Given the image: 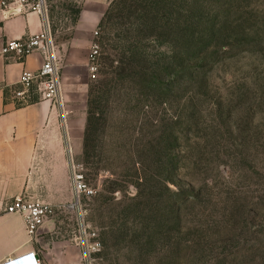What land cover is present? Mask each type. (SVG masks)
I'll return each mask as SVG.
<instances>
[{"label": "rangeland", "instance_id": "obj_1", "mask_svg": "<svg viewBox=\"0 0 264 264\" xmlns=\"http://www.w3.org/2000/svg\"><path fill=\"white\" fill-rule=\"evenodd\" d=\"M46 1L61 72L70 59L86 62L76 70L88 84L77 96L81 111L87 113L89 90L99 80L107 78L116 87L99 153L85 166L82 140L81 152L74 156L96 189L87 201L86 217L98 229L101 247L88 264H264V0H187L188 7L209 1L212 12H200L199 19L207 28L220 22L214 9L224 6L232 8L234 24H242L246 31L232 29L233 46L227 50H222L221 38L215 41L220 44L208 46L207 61L202 62L190 49L181 58V67L189 68V73L179 78L174 77L175 71L162 78L149 76V83L119 80L105 65L108 42L102 43L97 79L89 75L87 58L95 31L102 41L104 33L95 25L79 28L76 11L100 15L111 0ZM245 41L257 45L246 48ZM146 47L151 54L165 48L154 40L146 42ZM203 64H207L201 76L204 84L199 88L197 80L190 79V70ZM166 82L173 90L169 94L157 89ZM150 83L156 89L149 91ZM194 111L199 116L195 125L189 123ZM151 130H171L176 138L170 151L176 159L173 176L177 183L170 184L169 190L163 186L162 168L145 167L150 180L136 184L130 156ZM106 178H117L123 190L108 193L107 201L103 198L98 203L95 198ZM191 188H199L197 200L189 197ZM135 196L138 200H133ZM148 197L154 205L167 199L170 213L161 224L155 209L145 230L134 233L140 220H133L138 215L123 211L133 203L145 208ZM107 230L113 232L106 238Z\"/></svg>", "mask_w": 264, "mask_h": 264}, {"label": "crops", "instance_id": "obj_2", "mask_svg": "<svg viewBox=\"0 0 264 264\" xmlns=\"http://www.w3.org/2000/svg\"><path fill=\"white\" fill-rule=\"evenodd\" d=\"M96 10V7H92ZM83 11L78 27L99 26L105 13ZM43 29L37 12H0V49L7 41L17 40ZM38 53L23 61L0 55V206L25 194L52 205L72 199L71 159L81 152L87 113L81 111L78 94L88 88L79 66L69 60L62 68L61 103L37 100L18 105L13 96L19 88L24 69L38 70ZM76 96V97H74ZM40 253L45 264H81L80 249L59 236L56 219L45 223L38 240L28 234L24 219L16 213L0 214V264L30 252Z\"/></svg>", "mask_w": 264, "mask_h": 264}, {"label": "trees", "instance_id": "obj_3", "mask_svg": "<svg viewBox=\"0 0 264 264\" xmlns=\"http://www.w3.org/2000/svg\"><path fill=\"white\" fill-rule=\"evenodd\" d=\"M185 2L187 0H111L98 26L104 33L103 41L100 36L101 45L103 42H108L110 46L109 53L105 56L106 67L110 68L119 80L129 82L140 80L143 83H149V76L162 78L164 73L170 74L172 71L177 73L174 74V77L179 78L182 73H189V68L185 70L181 67V58L185 57L190 49L202 62L207 61L209 56H205V54L208 53V46L217 45L221 42L222 50H227L229 45L233 46L231 39L234 34L232 29L241 27L243 31H246L242 24H234L235 21L231 19V7L226 9L224 6H217L214 9V17H220L221 20L218 24L207 28L199 19L200 14L207 15L206 12H212L208 7L209 1L202 4L203 7H188ZM80 12V10L76 11L75 21H77ZM246 35H249L248 32ZM220 38L221 41L215 43ZM150 40H154L159 46L165 47L164 50L158 51L157 54L149 53L146 42L148 43ZM244 45L246 48H250L256 46L257 43L245 41ZM206 65L203 64L190 70V79L193 81L196 79L195 83L199 88H202L204 84V81L201 83V76L204 74ZM112 83L113 81L103 78L89 90L87 121L83 137V164L85 166L91 162L93 156H97L99 153L102 136L108 126V104L113 91L116 89ZM168 84L169 82L159 84L157 89L169 94L173 90H169ZM148 85L149 91L156 89V87L151 86V83ZM166 88L169 92L164 90ZM138 100L140 101L139 98ZM195 117L198 118L199 116L198 112L195 114L194 111L189 123L195 125ZM150 125L155 127L156 123L151 120ZM168 131L164 130L162 133L157 130L149 131L148 136L143 139L144 142H141V147L138 146L136 150L132 151L131 165L134 168L138 186L150 180L147 175L145 176V167L150 169L162 168L163 172L161 171V173L165 172L162 182L167 190L170 189V184L177 183L176 175L173 176L176 159L172 155L173 152L171 154L170 151L176 138L173 131ZM191 189L193 192L189 197L197 200L199 188ZM122 190L123 187L117 178H106L102 191L98 193L95 201L99 203L103 198H105L104 201H107L108 193L114 194ZM137 198L139 197L135 196L133 200H138ZM148 199L150 202L145 208H140V204L133 203L123 211L124 215L129 211H135L138 215L133 220H140V222L137 221L139 223H136L137 228L134 229V233L145 230L147 219L151 217V213L156 211L155 209L160 212L158 221L161 224H163L166 215L170 213V204L167 199H162L155 205L151 197ZM96 210L99 212L97 207ZM111 232L113 230H107L103 234L107 238ZM103 242L105 244V238Z\"/></svg>", "mask_w": 264, "mask_h": 264}, {"label": "built area", "instance_id": "obj_4", "mask_svg": "<svg viewBox=\"0 0 264 264\" xmlns=\"http://www.w3.org/2000/svg\"><path fill=\"white\" fill-rule=\"evenodd\" d=\"M20 13L34 11L43 17V29L17 40L7 41L0 49V55L6 59L18 61L38 53L42 64L38 70L24 69L19 79V88L13 96L18 105L29 104L37 100L59 101L62 104L61 65L55 50L52 33L47 20L46 0H0V12ZM96 40L90 46L87 68L92 79L96 80L100 64L102 45L100 32L95 31ZM70 186L72 199L67 203L52 205L36 200L25 194L15 196L10 202L0 206V214L16 213L23 217L30 237L38 240L40 231L49 220L59 222V236L64 241L76 245L80 249L81 264H88L101 247L99 231L93 228L86 217V204L95 194L85 179L80 165L71 159ZM37 256V258L35 257ZM3 264H45L40 253L30 252Z\"/></svg>", "mask_w": 264, "mask_h": 264}, {"label": "clouds", "instance_id": "obj_5", "mask_svg": "<svg viewBox=\"0 0 264 264\" xmlns=\"http://www.w3.org/2000/svg\"><path fill=\"white\" fill-rule=\"evenodd\" d=\"M35 257L37 258V256L35 255Z\"/></svg>", "mask_w": 264, "mask_h": 264}]
</instances>
